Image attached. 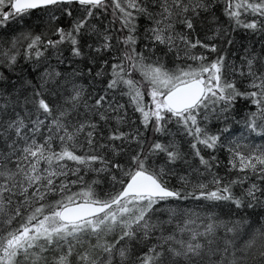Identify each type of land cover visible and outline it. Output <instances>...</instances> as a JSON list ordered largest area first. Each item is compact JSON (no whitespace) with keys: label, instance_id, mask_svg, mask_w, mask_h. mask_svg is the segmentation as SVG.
I'll use <instances>...</instances> for the list:
<instances>
[{"label":"snow or ice","instance_id":"6c2138e0","mask_svg":"<svg viewBox=\"0 0 264 264\" xmlns=\"http://www.w3.org/2000/svg\"><path fill=\"white\" fill-rule=\"evenodd\" d=\"M0 264H264V0H0Z\"/></svg>","mask_w":264,"mask_h":264}]
</instances>
